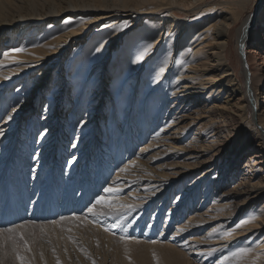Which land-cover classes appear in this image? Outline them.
Segmentation results:
<instances>
[{
    "label": "bare ground",
    "instance_id": "6f19581e",
    "mask_svg": "<svg viewBox=\"0 0 264 264\" xmlns=\"http://www.w3.org/2000/svg\"><path fill=\"white\" fill-rule=\"evenodd\" d=\"M257 2L256 11H264V0ZM64 12L70 15L63 17L60 22L56 21V18H60ZM242 13L243 11L236 7L234 1L222 0H0V37L2 35L7 38L0 40L2 45L0 96H3L0 107H11L9 114L3 112L6 115L0 125V129L4 131V135L0 136V143L7 144V148H10L18 136L22 140L25 138L26 134L23 137L20 131L18 136H15L17 134L15 119L26 110L30 114H35L33 118L28 117L27 132L29 130L34 132L40 129L39 126H43L38 135V145L36 144L38 149L34 157L36 162L31 158L28 159L29 162L22 160L15 148L17 153L11 152L13 157H8L6 160L4 159L7 156L4 154L7 149L0 153V175H4V170L6 172L5 183L0 185V201L4 204L2 207L8 206L7 212L12 211L15 219L25 213L21 203L30 202L28 216L36 218L40 212L38 208L43 204L40 216L48 208L50 217L63 209L77 212L83 209L87 201L94 199L95 202L97 195H105L103 192L99 193L104 184L98 182L97 185L92 179L94 173L90 175L87 173L90 169L82 170L80 181L76 183L78 173L67 175L57 167L52 170V165L44 164L46 158L54 160L58 157L51 155L55 153L56 145L60 142L65 143L63 135L69 131L71 134L75 133L73 139L72 136L69 137L72 142L70 151L74 152H71L70 160L76 157L72 166L77 164L83 166L90 161L88 158L93 155L89 145L91 142L102 145L97 151L102 148V151L106 149L108 152L114 150L111 146L116 143V154L121 143V149L123 146L126 147L125 159H128L126 164L118 169L115 175L113 174L111 183L104 185L120 190L106 196L114 203L96 205L95 215L89 214L87 210L81 215L94 219L98 212H111L138 204H154L158 195L165 192L161 201L162 206V202L174 194L171 192L177 184L176 189L182 185L180 183L185 178L192 175V172L204 166V171L196 174L190 185L177 193L166 216L164 229H168L167 224L173 212L188 201L190 191L194 187L198 189L202 182H204V196L200 206L211 189L213 190V195L210 196L212 205L202 212L196 211L194 214L192 212L188 219L177 227L170 239L176 238L180 241L187 237L185 244L190 245L194 253H201L204 256L203 261H210L216 257L212 264H219L225 256L229 257L225 264H264V201H259L264 198V106L255 117L256 124L260 128L258 134L244 142L235 159L225 169L219 168L216 171L217 166L214 161L216 156L222 155L223 146L211 149L216 137L213 127H210L214 123L212 119L214 110L219 113L230 112L241 115L238 111L246 113L248 106L246 102L253 107V103L261 98V93L257 92L259 87L262 96L264 94V76L256 69L252 78L256 93L250 101L247 96L248 91L242 89L237 73L229 66L230 63L226 59V47L232 30L236 32L240 52L245 45L256 40L255 47L247 51L251 65L253 54L264 50V13L262 12L261 24L256 23L254 16L243 18ZM122 17L131 21L136 20L137 26L125 35L121 43L120 34L133 27L130 21L122 26L119 25L118 22ZM140 17L143 18L140 20ZM97 22L104 24L101 26L97 24L93 29L95 34L93 35L92 32L82 39V42H85V50L81 57L85 56L83 60H86V67L84 65L79 67L77 62L74 65L76 68L73 66L63 71L62 74L66 73L68 79L55 69L50 81L44 82L43 79L48 78V75L41 76L40 70L37 69H42L53 61H63L67 58L65 51L75 42L74 39L81 36L89 25ZM238 23L240 25L236 28ZM17 24L19 28L14 30ZM257 24L260 25L258 28ZM127 26L128 28L125 29ZM12 34L20 36L22 42L16 43V39L10 37ZM115 44L118 46L113 52L112 47H115ZM148 44L153 45L152 49L143 60L138 61L137 56ZM13 48H23L24 51L9 52V56L5 58L3 52ZM97 48L101 50L97 52ZM55 55L57 58L49 62L50 57ZM109 55H111V63L105 70L108 80L104 88L98 87L97 83L101 80L99 70ZM165 60L167 63H164ZM260 62L264 63V59ZM31 70L32 72L28 74ZM38 82L41 83L36 84ZM45 88V96L40 97L39 94ZM214 99L222 100L221 102L226 104L225 107L214 104L210 106ZM234 99L236 101L233 103ZM171 100H173L172 105L168 106V103L165 106L167 101ZM199 101L200 105H198ZM101 103L108 108V114L105 116L101 113L103 111ZM177 103L180 104L181 111H188L187 114L190 115L179 114L178 110L174 114L164 113L173 106L175 108ZM193 105L195 106L192 107ZM66 109L68 113L65 114L67 115L65 118L63 112ZM1 110L2 108L0 112ZM98 110L101 114H97ZM129 112L132 113L130 124L127 123ZM37 114L41 115L42 124L38 120V126H35L37 124L35 120L33 122L35 129H33L32 120L37 119ZM165 115H170L171 118L166 119L169 116ZM9 116L12 117L10 120ZM98 120L101 125L97 124ZM193 124H199L197 126L202 129L196 128L197 131L194 132L196 136L193 135L184 144H179L188 135ZM103 136L107 137L104 139L107 145L102 141ZM131 136H136V141L130 140ZM41 139H46L44 145H40ZM140 140L144 144L139 145L135 155L133 146H138L135 142ZM33 141L34 139L30 138L29 148ZM20 143L23 144L21 141ZM73 144L76 145L75 148L72 147ZM253 147L259 151L250 154L249 159L244 162L240 181L236 182L231 190H224L229 183L228 168L239 161L244 149ZM130 150H132L131 154ZM210 151H214L212 156H209ZM133 154L135 156H132ZM170 157L176 160L170 163L168 168L163 163L149 167L145 165L147 159L150 160L149 162L157 163L156 160ZM181 158L184 159L180 160ZM188 160L191 161L190 164L184 163ZM5 161H13L15 167L6 165L4 168ZM33 165L34 167H31ZM230 174L231 172L228 175ZM13 175L17 178V186L19 185V190L16 188L17 194H14V187L11 184ZM29 175L32 176L30 179H28ZM139 179L142 180L140 184ZM132 186L137 188H134V191H138L134 195L141 197L138 202L134 201V195L131 193H128V198L115 196L122 189ZM236 197L240 199L238 203L233 201L237 199ZM232 202L235 203L236 212H241L235 224L230 219L231 211H228ZM192 204L193 202L190 201L188 206L191 207ZM161 206L157 209V213L161 210ZM188 206H182L183 213ZM20 210L18 214L17 211ZM79 215L77 216L79 218L85 217ZM6 216H3L4 221ZM10 219L9 217L8 221ZM243 221L249 222L243 223ZM44 224L52 223L44 222ZM36 225H40L39 222ZM205 225L207 226L203 236L189 237L188 233L195 235L194 232ZM97 228L99 229V226ZM164 229L160 234L166 233ZM181 229L183 231H180ZM121 241L139 242L144 245H170L168 242L148 244L124 238ZM197 244L203 245L197 247ZM241 248L251 251L243 254L242 257L231 255ZM209 251L213 254L208 255Z\"/></svg>",
    "mask_w": 264,
    "mask_h": 264
},
{
    "label": "rangeland",
    "instance_id": "374dc122",
    "mask_svg": "<svg viewBox=\"0 0 264 264\" xmlns=\"http://www.w3.org/2000/svg\"><path fill=\"white\" fill-rule=\"evenodd\" d=\"M215 1H220V0H215ZM222 1H230V2L234 1L236 4V7L238 9H240L241 11H243V13H242L243 18H245L247 16H254L253 18L257 21L256 23L261 24L260 22L262 21V18H263L262 12L264 13V11H261V12H259L260 10L256 11L257 6H258V2H257L258 0H222ZM244 4H247V5L245 7H242V6H244ZM69 15H70V13L64 12L60 18H56V21L58 20L60 22V21H62L63 17H66V16L68 17ZM180 16H182V15H180ZM142 18L143 17H140V20ZM48 20H50V19H48ZM129 21L132 23L133 27L130 28L127 32L124 31L120 34L121 37H120L119 41H121V43H122L125 35L130 33L129 31H132L133 29H135V27L137 26V25H135V23L137 21L136 20L131 21L129 18L122 17L118 22L119 25L122 26V25L128 23ZM240 23H238L236 25V28L239 27ZM97 24L99 26H101L104 23L103 22H100V23L97 22V23L91 24V26L89 25L87 30H85V32L81 35L82 37L78 36L74 39L75 42L73 41L74 43L73 44L71 43V47L65 51V54H67L68 57H70L69 59L67 57L63 61L62 60L61 61H53V62L49 63L50 61L57 58V56L55 55V56L50 57V59L48 58L49 62H47V63H49V64L46 67L43 66L42 69H40V68L37 69V70H40L41 76H47L48 75V78L43 79L44 82L50 81L52 73L55 69L61 73V76H65L68 79V76L66 75V73L62 74L63 71L65 72L68 69L72 68L77 62L79 63L78 64L79 67L81 65H84V67H86V60H83L85 56L81 57L83 55L84 50H85V47H84L85 42H82V39L86 38L92 32L94 35L95 32L93 31V29H94V27L97 26ZM259 24H257V26H256L257 28H258ZM18 28H19V25L17 24L14 27V30L15 29L17 30ZM127 28H128V26L125 29H127ZM235 33L236 32L233 30L230 32V35L228 38V45H227L228 48L226 47V53H225L226 59H227V62L230 63L229 66H231V68L235 71V73H237L236 75L240 79V84H241L242 89H244L245 91H248L247 96L251 101V100H253L254 93H256L255 89L252 85V78H253V74L255 72L254 70L257 69L258 73H260V75L264 76V63L260 62V61H262V59H264V50H262L261 53L253 54V57L251 58L252 59V65H253V67H252L251 62H250L251 60L249 61V59H248L249 54L247 51L250 48L255 47V45H256L255 41L256 40H253L250 43H248L247 45H245L243 47V50H241V52H240L239 45L237 44V39H236ZM10 37L16 39V43L22 42V39L20 38V36H16V35L12 34ZM6 39L7 38H5V36L2 37V35H1L0 40H6ZM17 45H19V44H17ZM117 46L118 45H116L115 47L113 46L114 48L112 47L113 52L116 51ZM0 49H2V45H0ZM246 57H247V60H246ZM110 63H111V55H109V58L102 64V67L99 70V76H100L101 80H100V82L97 83L98 87H100V86L102 88L105 87L106 80H108V79H106L105 70L108 68ZM233 66H235V67H233ZM84 71L85 70H83V72ZM31 72H32V70L29 71L28 74H30ZM40 83L38 82L36 84H40ZM60 87H62V86H60ZM260 89L261 88L259 87V89H258L259 91H257V92L261 93V98H259V101L255 102V104L253 103V107L250 106V103L248 104V102L245 101L248 105V106H246V113H244V111L243 112L238 111V114H241V115H236V114L230 113V112L219 113L218 111L214 110L213 117H212L214 123H212V125L210 127L211 128L213 127L212 129L214 130L213 132H215L216 137H215L214 145L211 146V149H213V147L215 149V147H219V146L221 148L223 146V149H224L222 151V155L221 156L218 155L214 159V161H216L215 163L217 166L216 171H218L219 168L225 169L226 166L235 159V156L242 149L244 142L248 138H254L258 134V130L260 128L256 124L255 117H256V113L264 108L263 107L264 106V94L262 96V90H260ZM45 91H46V88L41 91V93L39 94L40 97L45 96V94H46ZM2 97L3 96H0V100ZM236 99H234L232 102L234 103V101H236ZM221 101L222 100L214 99L210 103V106L214 104V105H217L220 107H225L226 104L224 102H221ZM172 103H173V100L167 101L165 106H167V104H168V106H171ZM246 103H244V104L246 105ZM198 105H200V101L198 102ZM194 106L195 105H193L192 107H194ZM0 108H2V110L0 112V125H1L3 119L5 118V115H6L3 112L9 114L11 107L2 106ZM104 108H105V110H104ZM180 108H181L180 104L178 105V103H177L175 108L173 106L171 110L170 109L168 111L166 110L164 113L166 114L168 112L167 114H174V112L178 110V111H180L179 114L190 115V114H187L188 111H184V110L181 111ZM102 109H103V111L101 113L104 114V116L106 114H108V108L105 104H102ZM192 110H195V109H192ZM67 111L68 110L66 109L63 112V116L65 118L67 116V115L65 116V114L68 113ZM26 112H28V110H26L24 112V114L23 113L19 114L17 119H15L17 121V124L15 125L17 128V130H16L17 134H15V136H18V133L20 131V133H23V137H24V134H26L25 138L22 140V138L18 136V139L12 143L13 145L12 146L10 145V148H7V144L0 143V153H2V151L7 149L5 154H4L5 156H7V158H5L4 160L8 159V157L12 158L13 156L11 155V152H14L15 149H16V151L18 150V155H19V157L22 158V160L23 159L28 160L29 158H31L32 161H35L34 159H36L34 157H35V153H37V151H38V149L36 147L38 145L37 144L38 135H40V133H41L40 129L41 128L43 129V126L42 127L39 126L40 129L38 128L34 132H32V130L31 131L29 130L27 132V130H28V124H27L28 117L33 118L35 114H32V113L30 114V112H28V113H26ZM101 113L98 110L97 114H101ZM40 114H37L38 115L37 119L34 118V120H32V128L33 129H35L34 128L35 126H38V120L41 123V119H40L41 115ZM131 114L129 112L128 120H127L128 121L127 123H129V124L131 123V119H132ZM167 116H169V117L166 119L171 118L170 115H167ZM35 120H37L36 121L37 124H35V126H34L33 122ZM224 123H225V125H224ZM97 124L101 125L99 120H98ZM199 124H196V125L193 124L190 127V131L188 132V135L185 137L183 142L182 143L179 142V144L182 145L186 141L190 140L193 135L196 136V134L194 133L195 131H197L196 128H198L199 130L202 129L199 126H197ZM222 125H223V127H222ZM201 127L204 128V126H201ZM208 129H210V128H208ZM31 133H33V135L30 136ZM68 133H69V131L67 133H65V135H63V137L65 139V140H63V142H65V143L60 142V144L56 145L55 153H53L51 155V156H58V157L56 159L54 158V160L52 158H50L49 160H48V158H46L47 161L44 162V164L47 163V164L52 165V170H54L53 169L54 167H57L64 174H67V175L70 173H72V175L78 173L77 178H76V183H78L80 181V176L82 175L81 172H83L85 169H90V171H88L87 173H89V175H90V173L95 174V175L93 174L94 176L92 175V177H93L92 179L97 182V185H98V182H101L104 185H105V183L109 184V183H111V180L114 177V175L117 173V170L120 169L121 167H123L126 164V162L128 161V159H125L126 158V154H125L126 153V151H125L126 147L123 146L121 149V143H119V147H118L119 151H118V154H116V145H115L116 143L115 144L113 143V145L111 146V147H114V150L112 152H108L106 149H103V151H102V148H101V150L97 151V149H99L100 146H102V145L97 144L95 142H91V144H89V145H91L93 155L91 154L90 158H88L90 161L89 162L87 161L83 166L80 164L79 165L78 164L73 165V166L69 165L68 164V161L70 160L69 156L72 154L71 152H73V151H70V146H71L72 142L70 141L69 137L72 136V139H73L75 137V133L74 134H71V132L69 134ZM58 134L60 136V133H58ZM209 134H211V132ZM227 135H229L228 136L229 138L226 137ZM136 136L135 137L131 136L130 140L136 141V139H135ZM29 137L34 139V141L31 143V148H29L30 146L28 145V143L30 141ZM106 138L107 137H104V136L102 138V141L104 142V144H106L105 143L106 141L104 140ZM210 138H208V140H210ZM19 140L23 144H21ZM45 140L46 139H41L40 145H44L46 143ZM135 143H136V145L138 144V146H133L134 147L133 148L134 154L136 155V152L138 151L139 145L144 144V142L142 140H140V141H137ZM28 151H30V153ZM256 151H259V150H257L256 147L255 148L253 147V148H246L242 151L243 153L241 152L242 155H241L239 161L237 163H235L233 166H231L230 168H228L227 172H228V174L231 172V174L230 175L227 174V177L229 179L228 180L229 183L226 187H224V190H227V191L231 190L232 186L236 182L240 181V176H241V173L243 172L242 166L244 165V162H246L247 159H249L248 156L250 154H253ZM96 152H97V154H96ZM131 153H132V150H130V154ZM213 153H214V151H212V152L210 151L209 156H212ZM134 154L132 156H135ZM63 158L66 160H63ZM143 158L146 159V157H143ZM183 159L181 158L180 160H183ZM85 160L86 159H84V161ZM175 160L176 159H172V157L167 158V159L161 158L159 160H156L157 163H153V162H149L150 160L147 159L145 165L149 167L151 165L155 166L158 163H163L168 168L170 163H172ZM5 162L6 163H4V168L6 167V165L7 166L9 165V167L10 166L15 167V165L13 164V161H5ZM28 162H29V160H28ZM64 162H66V164ZM184 163L190 164L191 161L188 160V161H185ZM88 165H89V167L92 166L91 167L92 169L89 168ZM31 167H34V165ZM107 168L110 169V172H109V169L107 171ZM112 168L114 169V171ZM204 169H205L204 166H200L196 171L192 172L191 173L192 175L190 177H188L187 179L185 178L183 180V182L180 183L182 185L178 189H176V187L178 186V184H177L171 192L174 194H171L169 196V198H167V200H164L162 202V204H163L162 206H161V201H162V198H163L165 192H162V193H160V195H158L156 201H154V204H148V205L138 204V205H134V207H130V208L115 209L113 211L111 210V212L110 211L98 212L97 217L94 219L93 218L91 219V217H89V216L86 217V215H81V214H84V212L87 210L88 207H91L92 203H94V199H93V201H90V202L87 201L85 204L86 207L84 206L83 209H81L77 212L76 211L74 212V211L68 210V209H66V210L63 209L61 211L58 210L57 212L54 213V215H50V217H49V213H48L49 210L47 211L48 208L44 211V214L42 216H40L41 209L43 207V204H42V206L38 208V211H40V212L38 213V216L36 218H31L28 216L29 211H30V202L29 203L27 202V204L21 203L22 209L25 210V213H22V216L18 215V217H16L13 220V215L9 212L8 214H6L7 215L6 220L8 219V217L10 215H12V216H10L11 220L5 221V222H3V220H0V229H4V228L11 227L14 225L17 226V225H20L22 223L27 222L25 228L24 229H18V231L24 232V238L28 242V248H25L23 242L19 241L17 238L16 239L17 247L14 250L13 249V240L11 238H7V237H9L10 234L4 233V234L0 235V264H21V261L16 259V253L17 252L21 256L24 257L25 264H42L43 262H47L49 264H57L58 260H59V264H212L215 261L216 257L214 259H210V261H208V260L203 261L204 256H202L201 253H194L193 249L190 248V245L185 244L187 237L182 238V240H180V241H178L176 238H173V240L170 239V236L176 232L177 227L180 226L185 220H187L192 212H193V214L196 211L202 212V211L206 210V208L208 206L210 207L212 205V203H211L212 197L210 198V196H211V194L213 195V190L211 189L210 192L205 197V199L203 200L202 205L200 206V203H201L200 201L203 199V196H204V193H203L204 182L201 183V185L198 187V189L196 187H194L190 191L189 198H187L188 201L185 204H181V206H179L178 210L173 212L171 219L167 224L168 229H166V230L164 229L166 216L169 213V208H171L172 202L174 201L177 193L180 190L181 191L185 190L190 185V183L193 181L194 176L196 174L197 175L200 174L202 171H204ZM100 170H102L103 172H101ZM29 172H30V170H29ZM31 172H33L32 169H31ZM5 173L6 172L4 170V175H0V177H1L0 185H3L5 183V178H6ZM39 174H40V172H39ZM47 174H49V171L47 172ZM31 177L32 176L29 175L28 179H30ZM11 180H12V183H11L12 187H14V194H17L16 188H18V190H19V185L17 186V183H18L17 178L13 175V176H11ZM141 182H142V180L139 179L138 183L140 184ZM214 184H216V183H214ZM93 185H95V184H93ZM104 185L102 186V188L99 192L100 194L103 192V188L105 187ZM139 186H141V185H139ZM134 188H135V186H132L131 188L122 189L121 192L116 193L117 195L115 194V196H120V197L126 196L128 198L129 197L128 193H131L133 195L138 193V191H134ZM93 189H100V188L93 187ZM135 189H137V188H135ZM94 193H95V191H94ZM137 198H139V199H137ZM137 200L138 201L141 200V197H137L136 195H134V201L138 202ZM239 200L240 199L237 198L233 201L238 203ZM190 201L193 202L191 207L188 206ZM259 201L260 202L264 201V198L260 199ZM234 202L231 203V205L229 207L230 210L228 209V211H231L230 212L231 213L230 219L233 222V224H235L238 221V219L240 218L239 216H241V212H236L237 210H236V206H235ZM3 205L4 204H2V201H0V212H1L0 214L2 216L5 214V212L7 211V207H8V206L2 207ZM184 205L188 206V207H185V208H188V209H186V211H184L185 213H183V211H182V209H183L182 206H184ZM159 206H161V210L159 211L160 213L159 212L157 213V209L159 208ZM196 207H198V208L196 209ZM199 207H202V208H199ZM3 209H5V210H3ZM18 212H21V210L17 211V213ZM120 212H121V214H120ZM232 213H233V215H232ZM79 214L81 216H85V217H81L79 219H73L74 215L78 216ZM169 215H171V214H169ZM61 216H64V217L68 216V218L63 220V221H60L58 224H44V222L50 223L53 220L59 221V218ZM115 216H116V218H115ZM118 217H122L119 220L118 226L116 228H111L110 225L117 223ZM38 222L40 225H36V224H38ZM31 224L33 226H31ZM86 224H87V226H86ZM92 224L94 226L96 225V227H94ZM97 225L99 226V229L97 228L98 227ZM206 226L207 225L202 227V229H198L199 231L197 230L196 232H194L195 235H192V233H188L190 235L189 237L196 236L198 238L200 236H203L205 234ZM209 227L210 226H208V228ZM162 229H164V231L166 232L165 234H160ZM72 230H74V231H72ZM74 232L75 233L77 232V233L75 234ZM263 232H264V229H263ZM105 233H106V236H105ZM66 234H68V235H66ZM53 235H54V237H53ZM103 236H104V239H103ZM110 237L113 240H111ZM122 238L133 239V240L141 241V242L148 243V244L157 243V242H168L170 245L169 246L166 244H163V245H144V244L139 243V242H131V243L125 242L124 243L123 241H121ZM105 239H107V240H105ZM108 239H109V241H108ZM65 244H67V245H65ZM202 245L203 244H197V247H200ZM67 249H68V251H67ZM177 252H178V254H177Z\"/></svg>",
    "mask_w": 264,
    "mask_h": 264
},
{
    "label": "snow or ice",
    "instance_id": "6c2138e0",
    "mask_svg": "<svg viewBox=\"0 0 264 264\" xmlns=\"http://www.w3.org/2000/svg\"><path fill=\"white\" fill-rule=\"evenodd\" d=\"M152 47H153L152 44H148L145 48H143V50L140 51L139 55L137 56V60L138 61L139 60H143L145 58V56L149 53V51L152 49ZM100 50H101L100 48L96 49L97 52H99ZM22 51H24L23 48H13V49H10L8 51H4L3 52V56L5 58H7L9 56V52H22ZM164 63H167V60H165ZM13 111H15V109H13ZM11 118H12L11 116L8 117L9 120ZM3 135H4L3 129H0V136H3ZM41 135H43V133ZM72 147L75 148L76 145L73 144ZM75 159H76V157H72V159L68 161V164L71 165ZM122 171H124V169H122ZM118 191H120V190L116 189V188H113V187H105V188H103V193L105 195H97L95 197V202L92 204V206L87 208V212L89 214L95 215L94 209H95L96 205H104V204L111 205V204H113L114 201H112L110 199H107L106 196L108 194H113V193L118 192ZM127 207L130 208L131 206H127ZM121 218L122 217H118L117 218V223H114V224L110 225V227L111 228H116L118 226L119 220ZM65 219H67V217L61 216L59 218V221L53 220L50 223L58 224L60 221H63ZM73 219H79V217L74 215ZM248 222L249 221H243V223H248ZM26 224H27V222L22 223V224L17 225V226H11V227H7V228H4V229H0V235H2L4 233L10 234L9 237H7V238H11L13 240V249L14 250L17 247V243H16V239L17 238H18L19 241L23 242L25 248H28V242L24 238V232L23 231H18V229H24ZM180 231H183V229H181ZM225 235H231V233H225ZM250 251H251L250 249L241 248L237 252L231 253V255L233 257H242L243 254L248 253ZM207 254L208 255H212L213 252L209 251ZM16 259L20 260L21 264H25L24 257L21 256L18 252L16 253ZM228 259H229L228 256L223 257L222 260L219 262V264H225V262L228 261ZM57 264H59V260L57 261Z\"/></svg>",
    "mask_w": 264,
    "mask_h": 264
}]
</instances>
